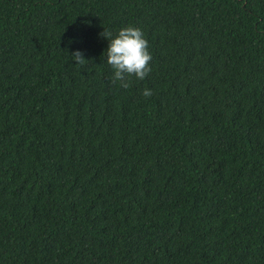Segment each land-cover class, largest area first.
Segmentation results:
<instances>
[{
  "label": "trees",
  "instance_id": "trees-1",
  "mask_svg": "<svg viewBox=\"0 0 264 264\" xmlns=\"http://www.w3.org/2000/svg\"><path fill=\"white\" fill-rule=\"evenodd\" d=\"M0 264H264V0H0Z\"/></svg>",
  "mask_w": 264,
  "mask_h": 264
},
{
  "label": "clouds",
  "instance_id": "clouds-1",
  "mask_svg": "<svg viewBox=\"0 0 264 264\" xmlns=\"http://www.w3.org/2000/svg\"><path fill=\"white\" fill-rule=\"evenodd\" d=\"M100 36L108 41L105 50L106 62L111 66L113 83L119 82L122 88L129 87V77L134 76L138 80H144L151 72L150 61L152 59L148 51V42L142 31L138 28L128 26L119 30L113 37L110 31L104 30ZM71 57L78 65H85L87 61L83 53L74 51ZM151 90L145 89L142 95L149 97Z\"/></svg>",
  "mask_w": 264,
  "mask_h": 264
}]
</instances>
